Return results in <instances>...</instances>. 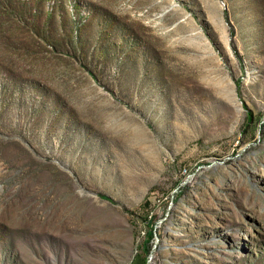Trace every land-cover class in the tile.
Masks as SVG:
<instances>
[{"label": "rangeland", "instance_id": "1", "mask_svg": "<svg viewBox=\"0 0 264 264\" xmlns=\"http://www.w3.org/2000/svg\"><path fill=\"white\" fill-rule=\"evenodd\" d=\"M0 264H264V0H0Z\"/></svg>", "mask_w": 264, "mask_h": 264}, {"label": "trees", "instance_id": "2", "mask_svg": "<svg viewBox=\"0 0 264 264\" xmlns=\"http://www.w3.org/2000/svg\"><path fill=\"white\" fill-rule=\"evenodd\" d=\"M250 116V115H249ZM101 198H104V199H107L109 201H112L111 198H108V196L106 195H101ZM146 203V201H144L142 204L144 205ZM126 212H131L129 209H125ZM152 233H153V228L152 227H148L147 231H146V237L147 238H150L152 236Z\"/></svg>", "mask_w": 264, "mask_h": 264}]
</instances>
